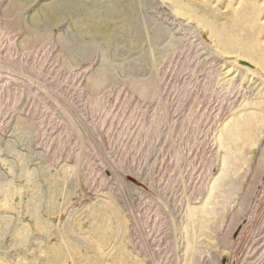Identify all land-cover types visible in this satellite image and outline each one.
<instances>
[{
	"label": "rangeland",
	"instance_id": "obj_1",
	"mask_svg": "<svg viewBox=\"0 0 264 264\" xmlns=\"http://www.w3.org/2000/svg\"><path fill=\"white\" fill-rule=\"evenodd\" d=\"M22 1L100 31L0 0V264H264V0Z\"/></svg>",
	"mask_w": 264,
	"mask_h": 264
},
{
	"label": "bare ground",
	"instance_id": "obj_2",
	"mask_svg": "<svg viewBox=\"0 0 264 264\" xmlns=\"http://www.w3.org/2000/svg\"><path fill=\"white\" fill-rule=\"evenodd\" d=\"M110 1L113 3V7L111 9L105 10L102 8L101 5H99L100 4L99 0H94L89 9V15L93 18H98L103 14L102 10H104L105 13L110 14V16L112 17L124 16L125 13H124V5H123L122 0H110ZM54 3L42 5L41 7L36 9L37 11L33 13V15L29 16L30 17L29 19H26L24 17L25 15L20 14L19 12L24 11L27 5H25L22 0H8L7 9L4 12V18L8 20H5V21L3 20L4 22L2 21L3 24L1 25H3L4 26L3 28L8 31L12 29L13 32L20 31L23 33L22 41L26 48H24V50H22L21 48L22 51L25 52V50H32L34 48H38V46H34L35 45V40H34L35 34L37 35V34H40V32L41 33L48 32L47 35H49V37L51 38L54 36L58 28L61 29L62 23L64 21H69L68 26L72 27L76 34H81L85 30L92 32V34H96L97 32L100 31V25H98L96 22H89L88 24L84 25V27H87V28H82L83 27L82 25H78L73 20L71 21L69 20V15L71 11L74 9L78 10V8H75V7H82V6H79L75 1L74 2L69 1L68 3L66 2L67 4L66 3H65L66 5L64 4L65 7L64 9H62V11H59L58 9H56V7L53 6L55 5ZM73 5H75V7H73ZM69 8L71 9V11L67 12V9L69 10ZM103 25L105 29L104 31L107 32L109 30L108 24L103 23ZM58 35L59 36L57 38L62 48V51H66L65 49H67L66 51L67 53L65 52V54H68V56H70V53H69L70 44L68 43V41L64 40V38H66L64 37V35H63L64 38H62L61 34H58ZM40 38L42 39V37ZM42 46L43 44L42 42H40L39 47H42ZM95 49H97L95 45H89L88 47H85L83 51H81L82 53H79V54L77 53L78 55L76 54L77 56L71 61L72 62L71 64L75 65V64L81 63V61L87 59L91 55V53L94 52Z\"/></svg>",
	"mask_w": 264,
	"mask_h": 264
}]
</instances>
